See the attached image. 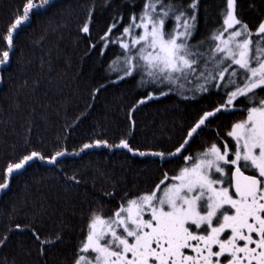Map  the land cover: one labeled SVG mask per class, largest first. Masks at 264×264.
Returning <instances> with one entry per match:
<instances>
[{"label": "trees", "instance_id": "1", "mask_svg": "<svg viewBox=\"0 0 264 264\" xmlns=\"http://www.w3.org/2000/svg\"><path fill=\"white\" fill-rule=\"evenodd\" d=\"M145 2L52 0L17 30L10 61L0 67V179L8 163L30 151L46 156L60 149L75 153L97 139L118 143L127 138L141 151L170 153L204 111L226 99L224 88L188 91L199 83L196 80L186 84L181 94L168 85L142 86L139 74L113 82L121 74L113 62L118 57L123 60V50L118 44H109L101 54L100 37L117 16L122 17L113 30L118 36ZM178 2L187 7L191 0ZM24 3L0 0V49H6L4 36ZM226 7V0H199L190 43L206 42L203 50L207 51V44L213 43L211 35L223 24ZM89 9L90 34H84L80 28ZM187 12L193 14L190 8ZM236 15L255 33L264 22V0H236ZM173 23L169 20L165 29L171 30ZM161 91L168 95H160ZM257 91L264 95V89ZM149 93L159 98L135 107ZM244 102L241 97L235 103L242 108ZM245 118L246 112L241 110L218 113L193 138L185 154L194 155L213 142H226L231 148L234 142L225 134L233 123ZM182 164L180 156L165 162L103 147L66 155L55 166L31 163L14 174L9 189L0 193V235L17 224L27 226L25 231L9 234L6 246L0 249V260L6 258L8 264H74L93 211L102 209L103 216H111L126 197L150 193L165 173L175 175ZM69 176H76L80 183L67 180ZM33 230L44 239H54L57 234L62 239L42 246Z\"/></svg>", "mask_w": 264, "mask_h": 264}, {"label": "snow or ice", "instance_id": "2", "mask_svg": "<svg viewBox=\"0 0 264 264\" xmlns=\"http://www.w3.org/2000/svg\"><path fill=\"white\" fill-rule=\"evenodd\" d=\"M50 2L25 0L4 36L6 49H0V67L10 61L17 30L34 11ZM198 3L191 0L185 7L178 0H146L118 36L113 30L122 21L119 16L100 37L101 54L109 44H118L123 50V60L118 57L113 62L121 73L114 83L139 74L142 86L168 85L178 94L193 80L199 83L188 91L226 89V99L213 110L204 111L174 151H141L127 138L118 143L97 139L83 144L75 153L60 149L46 156L30 151L8 163L4 170L0 192L9 189L14 174L35 161L55 166L66 155H79L92 148L124 149L132 155L158 157L165 162L180 156L183 164L177 173H165L150 193L126 197L109 217L103 216L102 209L90 214L86 239L74 264H264V95L257 91L264 89V22L253 33L236 15V0H226L223 24L211 35L213 43L204 51L206 42L190 43ZM188 8L193 14H188ZM91 17L89 9L80 28L84 34H90ZM169 20L174 23L171 30H166ZM160 95L168 92L161 91ZM241 97L245 98L242 108L235 103ZM158 98L149 93L135 107ZM234 110L246 112V118L233 123L226 132L234 142L231 148L226 142H213L201 152L185 154L193 138L211 123L210 118ZM67 180L80 183L76 176ZM26 228L17 224L0 235V249L6 246L12 231ZM33 236L42 246L62 239L59 234L44 239L34 230ZM43 251L41 247V254ZM89 252L94 255H84ZM0 264H8L7 259Z\"/></svg>", "mask_w": 264, "mask_h": 264}, {"label": "rangeland", "instance_id": "3", "mask_svg": "<svg viewBox=\"0 0 264 264\" xmlns=\"http://www.w3.org/2000/svg\"><path fill=\"white\" fill-rule=\"evenodd\" d=\"M50 3H52V0H51V2ZM253 39L255 40L256 39V37H255V35L253 36ZM160 86H164V85H158V87H160ZM1 193V192H0ZM84 255H87V256H91V255H94L93 253H91V252H89V253H87V254H84Z\"/></svg>", "mask_w": 264, "mask_h": 264}, {"label": "water", "instance_id": "4", "mask_svg": "<svg viewBox=\"0 0 264 264\" xmlns=\"http://www.w3.org/2000/svg\"><path fill=\"white\" fill-rule=\"evenodd\" d=\"M247 174V173H246Z\"/></svg>", "mask_w": 264, "mask_h": 264}]
</instances>
